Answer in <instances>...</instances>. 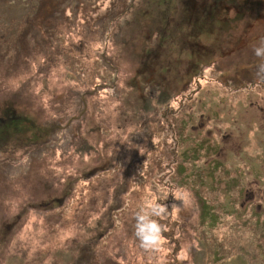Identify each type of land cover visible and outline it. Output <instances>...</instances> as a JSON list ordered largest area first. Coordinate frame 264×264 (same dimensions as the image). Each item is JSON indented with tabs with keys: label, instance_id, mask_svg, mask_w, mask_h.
<instances>
[{
	"label": "rangeland",
	"instance_id": "374dc122",
	"mask_svg": "<svg viewBox=\"0 0 264 264\" xmlns=\"http://www.w3.org/2000/svg\"><path fill=\"white\" fill-rule=\"evenodd\" d=\"M211 1L0 0V264H264V0Z\"/></svg>",
	"mask_w": 264,
	"mask_h": 264
},
{
	"label": "clouds",
	"instance_id": "9594fccd",
	"mask_svg": "<svg viewBox=\"0 0 264 264\" xmlns=\"http://www.w3.org/2000/svg\"><path fill=\"white\" fill-rule=\"evenodd\" d=\"M255 51L256 55L259 56L264 53V48H257ZM175 198L182 200L179 196ZM172 208L178 212L180 207L173 204ZM166 211V206L156 201H151L136 214V235L141 242V246L145 249L155 248L158 245L162 226L152 217L159 216Z\"/></svg>",
	"mask_w": 264,
	"mask_h": 264
},
{
	"label": "bare ground",
	"instance_id": "6f19581e",
	"mask_svg": "<svg viewBox=\"0 0 264 264\" xmlns=\"http://www.w3.org/2000/svg\"><path fill=\"white\" fill-rule=\"evenodd\" d=\"M166 2L167 4L172 5L174 3V0H166ZM195 27H196V24H193V22L187 21V23H185V26L178 25L179 29L177 28L176 35H169L170 39L168 42V47L167 48L165 47L162 57H161V64H160L161 69L165 71L172 70L171 72H174L173 69L178 68L175 62H177L178 64L181 63V61L179 60V57H180L179 55L182 54V58L184 60L189 50L187 47L183 46L182 44L184 43L183 40L187 38H191V39L199 38L200 39L202 36V33H196ZM196 28L198 29L199 27H196ZM173 40L179 43H176ZM179 45H181L182 47L180 51L178 49ZM203 46H205L204 48L206 49L207 45L203 44ZM167 51L169 52V55H165ZM192 58L194 59V56L191 57V59Z\"/></svg>",
	"mask_w": 264,
	"mask_h": 264
},
{
	"label": "trees",
	"instance_id": "16d2710c",
	"mask_svg": "<svg viewBox=\"0 0 264 264\" xmlns=\"http://www.w3.org/2000/svg\"><path fill=\"white\" fill-rule=\"evenodd\" d=\"M223 1H229V2H231V1H233V0H212L211 2H213L215 5H219L220 7H225V10H233V11H237V9L236 8H234V9H232V8H229V6H225V5H223ZM236 9V10H235ZM126 12V10H124L123 11V14ZM114 15H116L117 17H119L120 15H121V12L119 11V12H117V13H115ZM31 22H30V18H24L23 19V24H25L26 25V27H27V29L26 30H24V31H30V27H28L29 26V24H30ZM31 24H33V22L31 23ZM38 24H39V26H40V29H39V27H37V29L38 30H36V32L37 33H40V31H42L43 30V27L45 26L42 22H38L37 23V26H38ZM102 29H100L99 30V32L101 33V34H104L105 33V29H103V27H101ZM26 41H24V43H25ZM175 60V59H174ZM18 119V116H16V113H12V115H11V117L9 118V120H11V121H16ZM35 137H38V135H35ZM3 141H4V139H2ZM0 142H1V140H0ZM35 143V142H34ZM33 143V144H34Z\"/></svg>",
	"mask_w": 264,
	"mask_h": 264
},
{
	"label": "flooded vegetation",
	"instance_id": "af4514ba",
	"mask_svg": "<svg viewBox=\"0 0 264 264\" xmlns=\"http://www.w3.org/2000/svg\"><path fill=\"white\" fill-rule=\"evenodd\" d=\"M238 12V11H237Z\"/></svg>",
	"mask_w": 264,
	"mask_h": 264
}]
</instances>
